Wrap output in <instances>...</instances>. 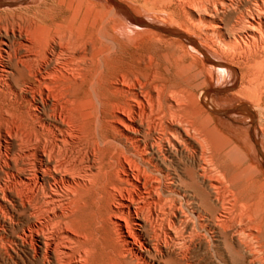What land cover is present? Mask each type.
Returning a JSON list of instances; mask_svg holds the SVG:
<instances>
[{
  "label": "bare ground",
  "instance_id": "bare-ground-1",
  "mask_svg": "<svg viewBox=\"0 0 264 264\" xmlns=\"http://www.w3.org/2000/svg\"><path fill=\"white\" fill-rule=\"evenodd\" d=\"M211 1L195 21L162 5L185 34L119 0H0V255L20 244L31 264H196V250L213 264L261 262L264 0L232 21L233 0ZM145 28L174 37L172 65L195 69L191 89L133 60L105 74L103 42ZM220 80L239 85L236 109L215 103ZM228 113L259 124L249 140L262 160L224 132Z\"/></svg>",
  "mask_w": 264,
  "mask_h": 264
},
{
  "label": "rangeland",
  "instance_id": "rangeland-1",
  "mask_svg": "<svg viewBox=\"0 0 264 264\" xmlns=\"http://www.w3.org/2000/svg\"><path fill=\"white\" fill-rule=\"evenodd\" d=\"M119 1H121L124 4H126L127 6H129V8L132 9L134 15L143 18L147 22H149L151 24H155L158 27L162 26V28H165V29H170V28L171 29H177V30L183 31L185 34L187 32V31H185V28H183V27L172 22V20L170 19L169 15H168L169 11H167L166 13L162 11V7H163L162 5L164 4V5H168L169 7H171V11L174 14L175 18H179L181 21H183L184 19H188V18H190L191 21L192 20L195 21L199 14L202 15L204 13L202 8L199 6L200 5L199 0H197L198 3L196 2V0H192L193 2L191 0H165V1H157V3L154 2L152 4H151V2H146V4H145V2H143V1H138V3H136V2L134 3V2H131L128 0H119ZM174 1H176V3H174ZM210 1L211 0H208V2H210ZM214 1L216 2V1H222V0H212L211 3H209V4H212V2H214ZM223 1L226 2L227 0H223ZM237 1L233 0L232 2H235V3L234 4L232 3V5H234V6H230V7H227L225 9V12H227L226 19L228 21H232L233 15L235 14L234 13L235 9H239L240 11H244V9H245L244 7L246 6L247 1L246 0H237ZM239 1H241V2H239ZM243 1H244V3H243ZM182 2H184V5H182ZM155 3H156V5H155ZM188 3H189V5H188ZM178 4L184 6L185 8L178 5ZM191 4H192V6H191ZM186 5H188V6H186ZM181 7L183 9H181ZM191 7L195 8V9H193L194 14H192L190 16H186L188 9ZM151 8H152V10H151ZM173 8H174V10H173ZM146 9H148V10L146 11ZM198 10H199V12H198ZM231 10H232V12H231ZM220 11H221V9L219 7V10H218L219 15L222 14V13H220ZM36 20H40V16H38V18H36ZM139 31L143 32V34H141V35L136 34L135 35V34H131L129 31H116V40H117L116 45H112L111 42L106 41V40L103 42L104 46L107 49V56H106L107 57V59H106L107 63L103 66V70H104L105 74L107 75L109 72L107 64H108V62H110V60L114 61L116 63V65H118V67L121 64H124V67H125L126 65H129L134 61V64H137L139 62L138 64H139V66H141L140 68H142V67L144 68V69L142 68L140 70L141 71L144 70L143 74H145V75L146 74L151 75L152 73L156 74L155 72L158 71L159 77L155 75L156 76L155 82H157V83H160V82L164 83V84L166 83L165 85H167V86L179 84V86H182L186 89H191L189 87H192V84H195L197 82V80L191 79L192 74L195 71V69L194 68H192L190 70L186 69L183 72H177L176 73V70L174 69V67L172 65L173 54L176 53L177 51H176L175 46L170 44L169 41L173 40L174 37L171 34L164 32L162 30L159 31V30H155V29L151 30L150 28H145V29L139 30ZM238 31L233 32L235 37H237V35L241 33ZM119 33L121 35H119ZM188 36L192 40L195 39L194 36L187 33V37ZM207 51L208 50H206L205 52H207ZM122 52H124V53H122ZM120 53H122V54H120ZM129 56H132V57L129 58ZM208 56L215 59V60L217 59V57H215L213 55V53L210 51H208ZM148 58H150V59H148ZM124 59H125V61H124ZM122 60L124 63L122 62ZM127 61H129V62H127ZM188 61L189 60L187 58V62ZM120 62H122V63L120 64ZM135 62H137V63H135ZM143 65H146V66H143ZM121 66H123V65H121ZM104 68H106V70ZM107 69H108V71H107ZM155 69H156V71H155ZM151 71H155V72H151ZM166 73H168V74L166 75ZM16 74L17 73H15V78H17ZM170 75L172 76V78ZM160 77H161V79H160ZM187 80H188V82H186ZM224 85L225 84L223 82L221 83V80L218 82L215 81V83H213L211 85L212 88L219 90V93H220V94L218 92L214 93V101L218 105V107L221 109H226V110L227 109L228 110L236 109L240 103V100L231 98L232 97L231 94L236 92V90L239 88V85L237 84L235 87H233L231 89L232 91L231 90H228V91L220 90L224 87ZM201 89H204V87ZM199 90L200 89L195 90V92H198ZM215 95H216V97H215ZM234 115H232V113H228L225 116L219 115L220 123L222 124L221 125L222 129L224 130L225 133L227 132V134L229 136H231L232 138H235V140L239 144H241L244 149H246V151L250 154V157L253 161L262 160L263 159L262 156H264L263 155L264 154V139L262 138V140H261V138H260V141L258 139L257 131L259 130V124L256 123L255 125H250L248 123L247 117L244 114H243L244 115L243 116L242 113H240L239 116H237V115L234 116ZM228 118H230V119H228ZM252 132H255V133H253V136L256 139H258V142H259L258 143V149L260 150V153L262 154V156L258 157V160L256 158H254L255 157V151H254V148H252L253 146H252L251 141L249 140ZM14 251L15 252L12 253V255H7V254H4L2 252L1 253L2 256L0 255V264H4V263L5 264H9V263H11V264H31V260H32L31 252L29 250H27V248L25 249L24 247L20 246V244H18L14 247ZM194 255H196V256L198 255V259L195 261L196 264L197 263L198 264H213V263H211L210 259H208L206 257V254H204L203 251H201V250H199V251L196 250ZM263 256H264V252H260V253L256 254V259L260 258V260L262 262L261 263L258 261L259 264L260 263L264 264V262L262 261V259L264 260ZM1 258H2V260H1ZM199 258H200V260H199ZM232 259H233L232 260L233 264H241V260L237 255H233ZM203 260H205V262ZM252 264H257V263L255 261Z\"/></svg>",
  "mask_w": 264,
  "mask_h": 264
}]
</instances>
